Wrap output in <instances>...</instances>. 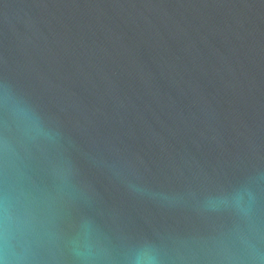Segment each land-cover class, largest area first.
<instances>
[{
	"label": "water",
	"instance_id": "obj_1",
	"mask_svg": "<svg viewBox=\"0 0 264 264\" xmlns=\"http://www.w3.org/2000/svg\"><path fill=\"white\" fill-rule=\"evenodd\" d=\"M0 264H264V0H0Z\"/></svg>",
	"mask_w": 264,
	"mask_h": 264
}]
</instances>
